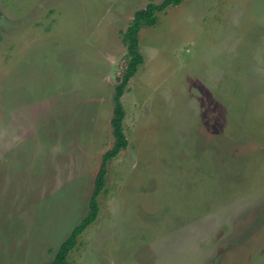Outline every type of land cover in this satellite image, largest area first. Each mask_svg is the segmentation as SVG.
<instances>
[{"label": "rangeland", "instance_id": "obj_1", "mask_svg": "<svg viewBox=\"0 0 264 264\" xmlns=\"http://www.w3.org/2000/svg\"><path fill=\"white\" fill-rule=\"evenodd\" d=\"M162 0H0V264H49L114 144L123 31ZM140 31L74 264H264V0H185Z\"/></svg>", "mask_w": 264, "mask_h": 264}, {"label": "trees", "instance_id": "obj_2", "mask_svg": "<svg viewBox=\"0 0 264 264\" xmlns=\"http://www.w3.org/2000/svg\"><path fill=\"white\" fill-rule=\"evenodd\" d=\"M185 0H162L160 3H148L144 8L137 10L127 28L123 31V42L127 47L128 63L123 71L121 81L115 87L114 109L111 125L113 128L114 144L103 155L94 181V190L89 201L87 215L77 224L69 236L60 244L54 259L49 264H74L69 261L70 252L76 247L78 237L89 225L96 221L99 214V196L106 186L109 162L127 148L128 139L124 131L126 111L122 96L131 78L144 63V56L140 49V31L145 26H153L157 22L158 13L164 12L171 6L180 5Z\"/></svg>", "mask_w": 264, "mask_h": 264}]
</instances>
